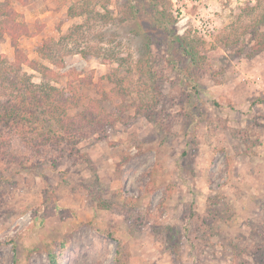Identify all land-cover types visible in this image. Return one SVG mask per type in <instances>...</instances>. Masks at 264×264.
I'll return each instance as SVG.
<instances>
[{"label":"rangeland","instance_id":"obj_1","mask_svg":"<svg viewBox=\"0 0 264 264\" xmlns=\"http://www.w3.org/2000/svg\"><path fill=\"white\" fill-rule=\"evenodd\" d=\"M0 1L73 119L0 123V264H264V0Z\"/></svg>","mask_w":264,"mask_h":264},{"label":"trees","instance_id":"obj_2","mask_svg":"<svg viewBox=\"0 0 264 264\" xmlns=\"http://www.w3.org/2000/svg\"><path fill=\"white\" fill-rule=\"evenodd\" d=\"M8 6V2L0 1V10L1 12H4L3 15L11 17L17 14L16 11H10ZM74 7L75 5H72L70 10H73ZM171 16V14L167 15L158 10L156 21L161 25L162 28L173 32L172 22L170 20ZM11 20L13 21V19ZM8 32L12 37H14L13 42H16L12 29H9ZM175 36V42L187 49V47L184 45V39L179 35ZM53 42L54 39H50L48 42H45L44 45L39 47V52H41L42 55L49 56V60H55V55H53L54 57H51ZM14 47L16 53L13 61L7 59L5 55L0 54V88H2V92L4 94H7V91H10L9 95L11 94V98L7 100L9 102L7 106H5V102L0 99V123L6 122L9 124L10 122H14L17 124L16 128H18L20 131H22L23 128L27 126L26 122L30 120H32L31 124L33 123L36 124V126H40L43 123L49 122V119H44L40 117L39 113H37L40 108L42 109L43 113L47 112V110L44 108L51 109L54 114V116L51 118H55L58 123L73 121L72 117H69L67 113V110L70 107V95H68V93L65 92L63 88L55 86L51 82L46 81L50 75H55L57 73L47 65H40V67H38L37 62L31 61L29 66H31L33 69L39 70V72L42 74V82L35 83L33 81L32 75L26 71H23L22 66L26 59L23 57L18 44L15 43ZM45 52H48L49 55H46ZM69 52L73 53V51ZM74 53H79L83 56L87 55V52L83 49L76 50ZM60 61L62 62V59H60ZM53 63L58 64L56 61H53ZM60 108L61 110H59ZM57 112L59 113V117L56 115ZM20 126H23V128H19ZM121 255V252L118 251L115 264H123ZM48 258L50 264H61L59 255L56 252L51 251L48 255Z\"/></svg>","mask_w":264,"mask_h":264}]
</instances>
